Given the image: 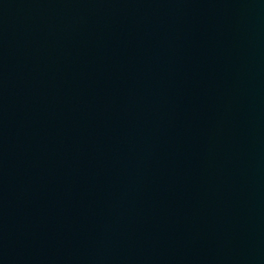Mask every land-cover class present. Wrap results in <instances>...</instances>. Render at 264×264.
<instances>
[{"label":"water","instance_id":"1","mask_svg":"<svg viewBox=\"0 0 264 264\" xmlns=\"http://www.w3.org/2000/svg\"><path fill=\"white\" fill-rule=\"evenodd\" d=\"M0 264H264V0H0Z\"/></svg>","mask_w":264,"mask_h":264}]
</instances>
